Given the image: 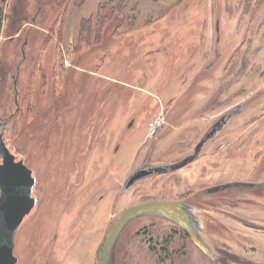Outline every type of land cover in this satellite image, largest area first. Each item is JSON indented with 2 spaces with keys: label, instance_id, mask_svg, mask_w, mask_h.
I'll return each mask as SVG.
<instances>
[{
  "label": "rangeland",
  "instance_id": "374dc122",
  "mask_svg": "<svg viewBox=\"0 0 264 264\" xmlns=\"http://www.w3.org/2000/svg\"><path fill=\"white\" fill-rule=\"evenodd\" d=\"M101 1L0 0V132L41 200L17 234L19 264H98L99 235L157 198L188 202L204 247L144 214L112 264H216L222 251L264 264V0H128L99 42L75 47ZM215 128L186 166L122 188L139 168L196 153ZM228 181L261 187L207 192Z\"/></svg>",
  "mask_w": 264,
  "mask_h": 264
},
{
  "label": "water",
  "instance_id": "95a60500",
  "mask_svg": "<svg viewBox=\"0 0 264 264\" xmlns=\"http://www.w3.org/2000/svg\"><path fill=\"white\" fill-rule=\"evenodd\" d=\"M217 129H213L206 138L211 137ZM204 142L205 140L199 144L196 153L175 165L174 168L181 167L195 159ZM0 156L2 157L0 162V264H17L15 236L25 216L35 206L36 197L32 193L36 179L32 174V169L27 166L23 159L17 160V156L10 150L1 132ZM166 170L167 167L164 166L139 168L129 177L125 187H130L141 178ZM247 185L250 184L229 182L210 187L209 191L217 192L228 187ZM188 207L186 203L180 201L151 200L126 208L119 216L102 246L100 264H109L114 244L125 224L135 216L145 213L174 220L188 231L193 241L202 247L200 235L194 225L195 217L188 211Z\"/></svg>",
  "mask_w": 264,
  "mask_h": 264
},
{
  "label": "flooded vegetation",
  "instance_id": "af4514ba",
  "mask_svg": "<svg viewBox=\"0 0 264 264\" xmlns=\"http://www.w3.org/2000/svg\"><path fill=\"white\" fill-rule=\"evenodd\" d=\"M134 122H135V119H131L130 121H129V124H128V126L129 127H132L133 125H134ZM165 123H166V118H165V122L153 133V134H151L152 136H156V135H158L161 131H163L164 130V127H165ZM148 128H149V125H148ZM149 130V129H148ZM218 130V129H217ZM216 130V131H217ZM213 131V130H212ZM215 131V132H216ZM150 132V131H149ZM150 134V133H149ZM214 135V133L212 134V136ZM216 135V134H215ZM211 136V137H212ZM211 137H209V138H206V139H203L202 141H200L199 143H198V146H199V144L201 143V142H203L204 140H205V142L208 140V139H210ZM205 142H204V144H205ZM203 144V145H204ZM202 145V146H203ZM116 150H118L119 149V146L117 145L116 147ZM191 155H193V154H191ZM190 155H188L187 157H189ZM187 157H185L184 159H186ZM198 157V156H197ZM196 157V158H197ZM195 158V159H196ZM22 159V158H21ZM184 159H180V160H178V161H176V162H174V163H172L171 165H162V164H160V165H152V166H164V167H167V170L166 171H161V172H158V173H155V174H152V175H156V174H161V173H167V172H171V171H174V170H177V169H179V168H182V167H184V166H186L187 164H189L190 162H192L193 160H195V159H193L192 161H190V162H188L187 164H185V165H183V166H181V167H178V168H174L175 167V165H177L178 163H180L181 161H183ZM17 160H20V159H18L17 158ZM24 161V160H23ZM25 162V161H24ZM28 166V165H27ZM29 167V166H28ZM150 167V166H149ZM29 168H31V167H29ZM32 169V174H33V176L35 177V179H36V181H35V184H34V187H33V196H35L36 197V203H35V206L33 207V209L31 210V212L29 213V214H27V215H33V213H34V211H35V209L39 206V204H40V202H41V200H40V196L38 195V193H36V191H35V189H36V186L38 185L37 184V181H38V178H37V176L34 174V169L33 168H31ZM152 175H149V176H152ZM149 176H146V177H149ZM146 177H144V178H146ZM129 179V178H128ZM141 179H143V178H141ZM141 179H139V180H141ZM138 180V181H139ZM138 181H136V182H138ZM127 182V181H126ZM135 182V183H136ZM229 182H244V183H249L250 185H247V186H233V187H239V188H245V187H255L254 189H257V188H260L261 186L259 185V183H257V182H249V181H228V182H224V183H222V184H225V183H229ZM134 183V184H135ZM126 184V183H125ZM125 184L122 186V188H124L125 190H127L128 188H132V186H130V187H125ZM218 185H221V184H218ZM216 186V185H215ZM213 187V186H212ZM233 187H228V188H233ZM228 188H225V189H223V190H226V189H228ZM209 189H210V187L209 188H207V192L208 193H216V192H210L209 191ZM223 190H221V191H223ZM217 192H219V191H217ZM151 200H170V201H180V202H184V203H186V204H188V202H186V201H183V200H179V199H171V198H157V199H150V200H146V201H151ZM245 200V199H244ZM252 200H255V199H248L247 201H251L252 202ZM99 202L100 201H97V204H99ZM142 202H145V201H142ZM142 202H140V203H142ZM133 205H135V204H133ZM189 205V204H188ZM130 206H132V205H129V206H127V207H125L124 209H123V211L126 209V208H128V207H130ZM122 211V212H123ZM188 211L190 212V208L188 207ZM121 212V213H122ZM97 213V214H96ZM121 213L115 218V221H114V223L112 224V227H111V229L113 228V226L116 224V222H117V220H118V218H119V216L121 215ZM191 213V212H190ZM145 214H148V213H145ZM26 215V216H27ZM140 215H144V214H140ZM140 215H137V216H135L134 218H136V217H138V216H140ZM99 216V208L94 212V216H93V221H91V222H89V228H90V225H93V223H94V221H95V225L97 224L98 226L97 227H99V226H101L100 224H99V221H97L96 219H97V217ZM28 217V216H27ZM134 218H132V219H130L126 224H125V226L131 221V220H133ZM24 219H26V217L24 218ZM255 219H257L256 217H255ZM170 221H172V222H174L176 225H178L182 230H184L185 231V233H187L188 234V236L190 237V239L192 240V242L197 246V247H200L195 241H193V239L191 238V236H190V234L188 233V231L185 229V228H183L180 224H178L177 222H175L174 220H171V219H169ZM24 221V220H23ZM23 224H24V222H22ZM22 225V224H21ZM125 226L123 227V229L125 228ZM20 228H21V226H20ZM19 228V229H20ZM111 229H110V231H111ZM123 229H122V231H123ZM110 231L108 232V234L110 233ZM122 231L120 232V234L122 233ZM18 232H19V230H18ZM89 232H91V230L89 231ZM88 232V233H89ZM245 232H249V230H245ZM244 232V233H245ZM85 234H86V232H85ZM108 234H107V236H108ZM120 234H119V236H120ZM107 236L105 237V240H106V238H107ZM119 238V237H118ZM105 240H104V242H105ZM118 240V239H117ZM117 242V241H116ZM172 242H170L169 244H171ZM95 244V250L98 252V254L99 255H96V258H98V264H100V252H101V249H102V246L103 245H101V234L99 235V237L97 238V242H95L94 243ZM104 244V243H103ZM116 244V243H115ZM115 244H114V247H115ZM173 244V243H172ZM168 246H170V245H165V244H162L161 245V249H163L164 251L162 252V253H164V255H166L167 256V258H168V256H172V255H170V254H168L167 253V249H169V247ZM114 247H113V250H114ZM223 249H226L227 250V248L225 247V246H223ZM113 250H112V253H111V257H110V262H109V264H112V262H111V259H112V254H113ZM162 253H161V255H162ZM18 256V262H17V264H19V262H20V257H19V255H17ZM212 258H213V261L216 263V264H255L254 262H256V263H259V262H257V261H254V262H252L251 260V262L250 261H248L246 258H239L238 256H236V254L235 253H233V252H227V251H222V252H219V253H217V254H213V256H212ZM260 264H262V263H260Z\"/></svg>",
  "mask_w": 264,
  "mask_h": 264
},
{
  "label": "trees",
  "instance_id": "16d2710c",
  "mask_svg": "<svg viewBox=\"0 0 264 264\" xmlns=\"http://www.w3.org/2000/svg\"><path fill=\"white\" fill-rule=\"evenodd\" d=\"M73 1L77 6L83 5L86 2V0ZM127 2L128 0H102L99 3L97 12L95 13L96 15L82 19L77 39L78 43L75 47H79L82 43H91L92 38H94V41L99 42L103 36L105 22L111 20L116 12H119L121 15H125L123 8L127 6ZM106 7H108L107 9L109 13H107L108 11ZM2 15L4 18V13L0 11V23L2 21ZM15 22H18V18H15Z\"/></svg>",
  "mask_w": 264,
  "mask_h": 264
},
{
  "label": "built area",
  "instance_id": "2783aa9c",
  "mask_svg": "<svg viewBox=\"0 0 264 264\" xmlns=\"http://www.w3.org/2000/svg\"><path fill=\"white\" fill-rule=\"evenodd\" d=\"M164 122L165 115L163 114V112L150 120L148 123L150 134H153Z\"/></svg>",
  "mask_w": 264,
  "mask_h": 264
},
{
  "label": "bare ground",
  "instance_id": "6f19581e",
  "mask_svg": "<svg viewBox=\"0 0 264 264\" xmlns=\"http://www.w3.org/2000/svg\"><path fill=\"white\" fill-rule=\"evenodd\" d=\"M26 217V219H27V216H25ZM26 219H24V221L23 222H25L26 221ZM23 224V223H22ZM22 226V225H21ZM17 234H18V231H17V233H16V236H15V254L17 255V253H16V247H17V242H16V237H17ZM105 240V239H104ZM102 241H103V239H102V237H101V244H102ZM104 243V242H103ZM103 245V244H102Z\"/></svg>",
  "mask_w": 264,
  "mask_h": 264
},
{
  "label": "crops",
  "instance_id": "0c3cea01",
  "mask_svg": "<svg viewBox=\"0 0 264 264\" xmlns=\"http://www.w3.org/2000/svg\"><path fill=\"white\" fill-rule=\"evenodd\" d=\"M98 9V8H97ZM128 17V16H127Z\"/></svg>",
  "mask_w": 264,
  "mask_h": 264
}]
</instances>
